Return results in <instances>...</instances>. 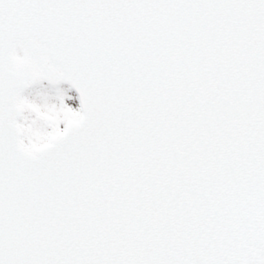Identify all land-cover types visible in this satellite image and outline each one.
Returning a JSON list of instances; mask_svg holds the SVG:
<instances>
[{
  "label": "snow or ice",
  "instance_id": "obj_1",
  "mask_svg": "<svg viewBox=\"0 0 264 264\" xmlns=\"http://www.w3.org/2000/svg\"><path fill=\"white\" fill-rule=\"evenodd\" d=\"M0 264H264V0H0Z\"/></svg>",
  "mask_w": 264,
  "mask_h": 264
}]
</instances>
